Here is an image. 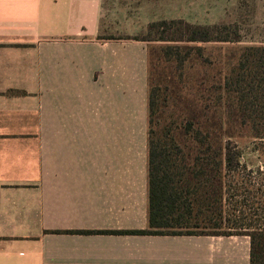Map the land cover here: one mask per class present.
I'll list each match as a JSON object with an SVG mask.
<instances>
[{"label": "crops", "instance_id": "crops-1", "mask_svg": "<svg viewBox=\"0 0 264 264\" xmlns=\"http://www.w3.org/2000/svg\"><path fill=\"white\" fill-rule=\"evenodd\" d=\"M102 4L0 0V264H249L246 236L135 233L148 43L103 36Z\"/></svg>", "mask_w": 264, "mask_h": 264}, {"label": "trees", "instance_id": "trees-1", "mask_svg": "<svg viewBox=\"0 0 264 264\" xmlns=\"http://www.w3.org/2000/svg\"><path fill=\"white\" fill-rule=\"evenodd\" d=\"M232 30L237 29L225 24L158 21L148 24V37L134 40L183 44L164 49L166 58L181 67L190 55L202 58V48L190 44L239 42ZM237 53L224 77L210 88L222 109L217 117L178 96L183 107L166 111L170 99L161 102L159 89L150 88L148 80V230L135 233L246 236L249 264H264V175L246 171L231 141L237 121L250 123L253 137L264 139V47H242ZM238 197L242 200L235 201ZM239 222L247 224L236 226Z\"/></svg>", "mask_w": 264, "mask_h": 264}, {"label": "rangeland", "instance_id": "rangeland-1", "mask_svg": "<svg viewBox=\"0 0 264 264\" xmlns=\"http://www.w3.org/2000/svg\"><path fill=\"white\" fill-rule=\"evenodd\" d=\"M179 19L190 24L235 27L237 30L232 31L239 42L190 44L202 48V58L190 55L181 67L174 59L166 58L164 49L169 45L183 44L150 42L149 86L159 89L157 94L161 102L165 97L170 99L166 111H179L183 107L178 104V96L204 113L217 117L222 109L221 105L214 103L217 93L210 90L212 85L224 77V73L234 64L240 48L264 47V0H103L101 31L105 37L127 34L131 39L148 37V24ZM155 36L152 35L153 38ZM181 57H184V53ZM139 118L140 111L138 122ZM261 124L263 121L258 126ZM231 129L234 131L231 141L241 153L240 164L246 167L247 172L251 171L252 176H257L256 172L264 175V139L253 137L250 123L237 121ZM236 199L242 200L241 197ZM228 206L232 208V204ZM254 221L258 223L257 219ZM242 223L247 224L239 222L236 226Z\"/></svg>", "mask_w": 264, "mask_h": 264}]
</instances>
